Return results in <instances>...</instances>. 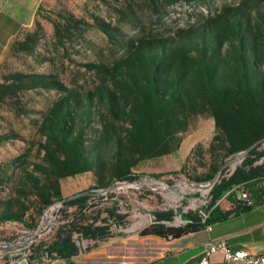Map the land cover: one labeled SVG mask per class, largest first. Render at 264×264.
<instances>
[{"label": "rangeland", "instance_id": "374dc122", "mask_svg": "<svg viewBox=\"0 0 264 264\" xmlns=\"http://www.w3.org/2000/svg\"><path fill=\"white\" fill-rule=\"evenodd\" d=\"M243 3L264 8V0H43L32 26L12 40L0 58V219H17L0 222V243L28 240L43 217V196L53 193L45 154L54 149L46 133L47 124L54 122L51 110L57 102L71 95L73 102L81 104L87 92L93 93L105 79L108 69L130 56L140 40L171 37L212 22L223 10ZM258 36L264 54V29ZM261 62L264 67V57ZM40 77L47 87L40 85ZM116 96L123 104L134 101L131 94L116 92ZM94 118L85 147L86 156L96 165L87 173L60 180V195L63 199L121 185L89 200L84 219L97 218L99 224L108 210H116V215H126L124 225H112L113 238L105 241L82 239L90 242L84 253L91 256L101 251L100 256L90 257L91 264H116L117 258L145 261L160 253L156 242L166 241L138 235L151 225L155 212L172 211L174 220L167 225L178 228L185 225L183 214H206L209 205L210 190L165 188L185 180L206 183L217 174L215 170L238 155L226 156L209 113L187 115L178 148L168 156L136 163L130 174L137 179L120 182L117 152L128 162L136 160L129 126L104 108H97ZM259 151H264V143ZM256 164H264V156ZM234 167L222 173L228 176ZM234 194L240 198L239 191ZM223 202L222 207L227 206L229 198ZM76 214L75 207L54 211L48 227L29 247L32 256L37 255L36 248L52 245L59 235L64 237L65 224Z\"/></svg>", "mask_w": 264, "mask_h": 264}, {"label": "trees", "instance_id": "16d2710c", "mask_svg": "<svg viewBox=\"0 0 264 264\" xmlns=\"http://www.w3.org/2000/svg\"><path fill=\"white\" fill-rule=\"evenodd\" d=\"M262 29L264 8L258 3L225 9L214 21L196 28L180 30L164 39L140 40L130 56L108 69L105 79L99 81L93 93L87 92L81 104L73 102L71 95L57 102L51 110L54 122L47 124L46 137L54 149L46 152L45 160L51 167L47 177L53 193L43 196L45 209L62 199L60 180L87 173L96 165L86 156L85 137L97 108H104L116 121H125L130 129L136 160L128 162L117 152L120 182L137 179L130 174L136 163L172 154L178 148L187 115L209 113L228 157L263 140L264 67L261 61L264 54L260 52L262 45L258 36ZM38 82L43 87L48 86L43 77ZM116 92L131 94L134 101L120 103ZM259 147L230 175L219 176L209 191L205 221L198 212L190 211L182 215L187 223L175 228L167 225L174 220L172 211L155 212L153 223L138 235L166 241L179 239L263 201L264 164H255L264 156ZM240 187L248 191L249 203L235 199L230 211L221 212L217 202L234 188L240 191ZM234 192L225 198H235ZM91 199L95 197L79 198L63 205L75 207L77 214L65 224L61 232L65 236L59 235L48 247L36 248V256L43 250L55 259L77 256L80 250L75 236L93 242L113 238L112 225H124L126 215L118 216L116 210H108L99 224L97 218L89 222L84 216ZM10 220L17 221L4 217L0 222Z\"/></svg>", "mask_w": 264, "mask_h": 264}, {"label": "crops", "instance_id": "0c3cea01", "mask_svg": "<svg viewBox=\"0 0 264 264\" xmlns=\"http://www.w3.org/2000/svg\"><path fill=\"white\" fill-rule=\"evenodd\" d=\"M43 0H0V58L8 44L17 38L24 29L32 26L39 4ZM264 186V182H263ZM227 206L222 207L226 198L217 202L221 212L230 211L235 196L228 197ZM224 241L232 251H246L250 255L264 254V200L254 203L248 210L215 221L203 229L187 234L179 239L156 242L160 250L156 256L145 261H134L130 258H117L116 264H200L203 246L206 243ZM101 252V251H100ZM99 251L91 256L80 253L69 259H53L52 264H91L90 257L100 256ZM99 253V254H98ZM209 264H242L227 263L221 255L209 258Z\"/></svg>", "mask_w": 264, "mask_h": 264}, {"label": "built area", "instance_id": "2783aa9c", "mask_svg": "<svg viewBox=\"0 0 264 264\" xmlns=\"http://www.w3.org/2000/svg\"><path fill=\"white\" fill-rule=\"evenodd\" d=\"M236 189L237 188L232 189L225 195V197L229 193L234 192ZM239 192V200L249 203L250 195L248 191L241 189ZM198 213L201 215L203 221L207 219L208 214H205L203 212ZM152 223L153 222H151V224ZM186 223L187 222L185 221L184 224ZM31 244L32 243L10 252L0 251V264H52V260L55 259L53 257L54 255H50L44 250L38 256H32L29 249ZM75 244L79 248L80 253H83V251H85L90 245V242L83 241L75 236ZM216 254L221 255L223 261L227 263L264 264V254L260 256H253L246 251H232L228 248L227 244L224 241L216 243H206L203 246V253L200 264H209V258Z\"/></svg>", "mask_w": 264, "mask_h": 264}, {"label": "water", "instance_id": "95a60500", "mask_svg": "<svg viewBox=\"0 0 264 264\" xmlns=\"http://www.w3.org/2000/svg\"><path fill=\"white\" fill-rule=\"evenodd\" d=\"M264 143V139L260 140L258 142H255L254 144H252L251 146H249L246 150H244L243 152H241L240 154H238V156L236 158H234V160H232L231 162L224 164L218 171L217 174L208 182L206 183H197L194 181H182L180 183L174 184L172 186H167L165 189L167 190H176L178 189V186H186V187H192L196 190H201L204 187L209 188V190L215 185V183L217 182L219 175L222 173V171H224L227 167L229 166H233L236 163H242V161L249 155V153L256 149L258 146H260L261 144ZM235 170V167H234ZM233 170V171H234ZM155 179V178H153ZM157 180V179H155ZM124 183H128L127 181ZM121 186V185H120ZM120 186L118 185H114L111 187L106 188L105 190L97 193V192H82V193H77L74 194L72 196H69L67 198H63L59 201L54 202L53 204L49 205L45 210H44V214L43 217L41 218V222L38 225L37 229L30 235V238L28 240H25V242L22 243V241L14 244V245H4L0 243V251L1 252H10V251H14L17 250L19 248H21L22 246H24L25 244H30L32 243L38 236H40L43 231L48 227V225L50 224L52 218H53V213L54 211H56L57 209L63 207L64 204L79 199V198H85V197H97L103 194H107L109 192H112L114 190H116L117 188H119Z\"/></svg>", "mask_w": 264, "mask_h": 264}, {"label": "bare ground", "instance_id": "6f19581e", "mask_svg": "<svg viewBox=\"0 0 264 264\" xmlns=\"http://www.w3.org/2000/svg\"><path fill=\"white\" fill-rule=\"evenodd\" d=\"M236 164H237V163H236ZM236 164H234V165H233V167H234ZM162 186L164 187V185H162ZM181 187H184V186H182V185H181V186H178V188H179V189H180ZM201 190H202L203 192H205V193H206V192H208V191H209V188H207V187H204V188H203V189H201ZM23 242H25V240H23V241H22V243H23Z\"/></svg>", "mask_w": 264, "mask_h": 264}]
</instances>
